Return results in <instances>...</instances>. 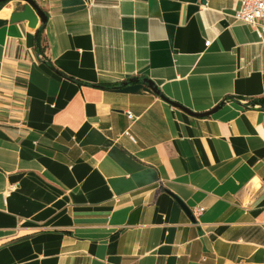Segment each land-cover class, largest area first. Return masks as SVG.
Returning <instances> with one entry per match:
<instances>
[{
    "label": "crops",
    "instance_id": "crops-1",
    "mask_svg": "<svg viewBox=\"0 0 264 264\" xmlns=\"http://www.w3.org/2000/svg\"><path fill=\"white\" fill-rule=\"evenodd\" d=\"M33 1L45 24L0 28V264H264V42L238 3ZM131 79L241 101L98 88Z\"/></svg>",
    "mask_w": 264,
    "mask_h": 264
},
{
    "label": "water",
    "instance_id": "water-1",
    "mask_svg": "<svg viewBox=\"0 0 264 264\" xmlns=\"http://www.w3.org/2000/svg\"><path fill=\"white\" fill-rule=\"evenodd\" d=\"M11 0H0V4H6L7 2H10ZM24 2L26 5L24 6V9L19 12H15L12 14L9 18V20H0V28L8 25V24H19V23H28V28L32 31H36L38 28V25L40 23L45 24L47 21V16L45 12L33 1V0H20ZM116 91H119L124 94H137L140 91L144 93H153L156 96L160 97L164 102L170 104L173 107L180 108L178 104L172 103L166 98H164L159 89L149 80L147 79H131L128 82H125L123 84H120L119 86L115 87ZM182 109V108H180ZM218 108L215 110L203 113V114H196L193 112H190L186 109H182L186 114L194 117V118H206L211 115H213ZM186 212L190 214L187 210ZM191 215V214H190Z\"/></svg>",
    "mask_w": 264,
    "mask_h": 264
},
{
    "label": "built area",
    "instance_id": "built-area-1",
    "mask_svg": "<svg viewBox=\"0 0 264 264\" xmlns=\"http://www.w3.org/2000/svg\"><path fill=\"white\" fill-rule=\"evenodd\" d=\"M238 3V7L234 14V20L238 23H243L245 25L253 28L264 42V0H234ZM209 45V44H208ZM129 117H131L129 115ZM132 141L134 139L125 133ZM15 188L12 187L11 190ZM203 212L202 209L197 210L198 214Z\"/></svg>",
    "mask_w": 264,
    "mask_h": 264
},
{
    "label": "trees",
    "instance_id": "trees-1",
    "mask_svg": "<svg viewBox=\"0 0 264 264\" xmlns=\"http://www.w3.org/2000/svg\"><path fill=\"white\" fill-rule=\"evenodd\" d=\"M5 4H0V10L4 7ZM43 32L44 27L42 26L35 34V47L38 53H42L43 50H45L46 46L43 44ZM98 88L104 89V90H115V87L109 86V85H99ZM240 102L241 100L235 99L234 97L228 96L223 99V101L218 105L217 108L223 106L224 104L228 102ZM246 101V107H249L251 109H259L261 111H264V97L257 98V99H249Z\"/></svg>",
    "mask_w": 264,
    "mask_h": 264
},
{
    "label": "bare ground",
    "instance_id": "bare-ground-1",
    "mask_svg": "<svg viewBox=\"0 0 264 264\" xmlns=\"http://www.w3.org/2000/svg\"><path fill=\"white\" fill-rule=\"evenodd\" d=\"M12 5L11 6H8V7H5L1 12H0V17H6L8 16V13L11 9Z\"/></svg>",
    "mask_w": 264,
    "mask_h": 264
}]
</instances>
